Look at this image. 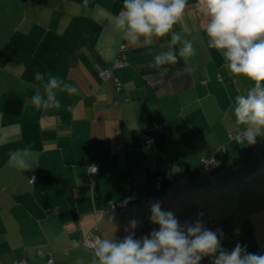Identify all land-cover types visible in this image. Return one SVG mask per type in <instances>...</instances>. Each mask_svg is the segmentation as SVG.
Wrapping results in <instances>:
<instances>
[{
  "label": "crops",
  "instance_id": "crops-1",
  "mask_svg": "<svg viewBox=\"0 0 264 264\" xmlns=\"http://www.w3.org/2000/svg\"><path fill=\"white\" fill-rule=\"evenodd\" d=\"M122 7L123 0H0V136L9 141L0 145V264H91L92 250L63 249L93 227L108 239L149 235L159 228L150 221L156 201L182 227L198 220L201 205L222 229V249L239 243L264 254V136L255 144L230 136L244 127L236 123L234 97L254 82L230 75L220 52L208 47L199 0H188L182 24L172 29L193 42L191 74L182 71L183 58L163 66L164 75L150 67L171 33L150 46L129 44L111 21ZM122 44V66L101 80ZM49 71L78 94L57 91L59 109L37 110L34 73ZM152 121L164 127L152 132L156 151L140 140ZM26 147L32 168L9 166V152ZM208 157L215 166L196 171ZM92 161L99 168L89 177ZM109 205L115 210L106 212ZM129 205L135 210L118 211Z\"/></svg>",
  "mask_w": 264,
  "mask_h": 264
},
{
  "label": "clouds",
  "instance_id": "clouds-1",
  "mask_svg": "<svg viewBox=\"0 0 264 264\" xmlns=\"http://www.w3.org/2000/svg\"><path fill=\"white\" fill-rule=\"evenodd\" d=\"M187 3L188 0H123L122 10L111 21L121 38L131 45L150 46L154 37L171 33L167 50L156 54L150 67L164 75L168 68L163 66L183 58L182 71L191 74L196 70L188 63L196 54L193 42L172 31L174 25L182 24ZM199 11L207 18L204 31L208 47L220 52L230 75H243L254 82L246 94L234 97L232 108L236 123L244 126L234 138L239 143L255 144L258 136H264V0H199ZM176 45H180L178 54ZM34 79L41 85L31 98L37 110L59 109L57 91L78 94L77 87L51 71L36 72ZM8 142L6 136H0V145ZM28 156L27 147L10 151L7 164L22 171L31 169ZM91 171H97L96 167L91 166ZM150 211V221L159 225L158 230L154 228L142 239H135L134 232L122 240L96 237L90 242L91 264H200L206 256L212 258L211 264H264V254L249 253L239 243L230 252L222 249L223 234L218 236L199 220L182 227L175 214L163 210L159 201L150 202ZM129 226L135 229L137 221H130ZM76 264L83 261L78 258Z\"/></svg>",
  "mask_w": 264,
  "mask_h": 264
},
{
  "label": "trees",
  "instance_id": "trees-1",
  "mask_svg": "<svg viewBox=\"0 0 264 264\" xmlns=\"http://www.w3.org/2000/svg\"><path fill=\"white\" fill-rule=\"evenodd\" d=\"M123 46H124V48L126 49V47H125V45L124 44H122ZM125 49L122 51V52H117V56H116V58H114V60L113 61H111V63H109L108 65H106L105 66V68L104 69H102L98 74H99V76H100V78H101V80H105L108 76H110L112 73H113V70L114 69H116V68H120L121 66H122V61H121V59L123 58V53H125L124 51H125ZM105 70H107L108 71V75L107 76H103L102 75V72L103 71H105ZM115 85H116V88L118 89V88H120V84L117 82V80H116V78H115ZM93 93L94 92H97V90L98 89H95L94 87H92L91 89H90ZM99 91V90H98ZM154 122H156V121H152V122H150L141 132H140V140H141V144L143 145V146H145V147H148V148H150L152 151H156V146H155V142H154V138H153V146H151V145H148V143L146 142V140H145V138H144V135L146 134V135H149V136H152L153 137V134H152V132H157L156 130H154V129H150V126L154 123ZM158 123V122H157ZM236 131H238V130H236ZM235 132V131H234ZM233 133V132H232ZM91 163H97L98 164V168H99V163L97 162V161H92ZM90 163V164H91ZM90 164H89V166H90ZM89 166L87 167V174H88V176L89 177H92V176H94L95 174H96V172H94V173H89ZM97 168V169H98ZM213 168V167H212ZM212 168H210L209 170H207V171H199L198 170V166L195 168L196 169V171H198L199 173H201V174H206L207 172H209ZM179 180H181V179H179ZM110 206V205H109ZM108 206V207H109ZM107 207V208H108ZM126 207H133V209L132 210H129L127 213H129V212H132V211H134L135 210V206H133V205H129V206H126ZM115 208V207H114ZM125 208V207H124ZM123 208H121V209H119L118 211L120 212V213H122V214H124V215H126L127 213H123V212H121V210H122ZM106 210V209H105ZM113 210H115V209H113ZM108 211H111V210H108ZM198 211H202L203 212V214L201 215V217H197V212ZM107 212V211H106ZM195 217L198 219V220H204V221H206V222H208L210 225H211V230L214 232V230L216 229V228H218L219 229V231L218 232H216L217 233V235L218 234H220L221 232H222V229H221V227L219 226V224H218V222L216 221V219L212 216V215H210L208 212H207V210L203 207V206H201V205H197V209H196V213H195ZM91 230L93 231V233H94V235L95 236H97V237H100L99 235H98V233L96 232V230H97V228L96 227H93V228H91ZM91 230H89V231H91ZM236 230V229H235ZM238 230V229H237ZM88 231V232H89ZM88 234V233H87ZM87 234H86V236H87ZM238 235H239V230H238V232L235 234L234 233V231L232 232V235H231V240H236L237 239V237H238ZM139 236H142V237H144V235H139ZM85 239V238H84ZM79 247H85V248H88V249H90V250H92L91 248H89V247H87L85 244H84V240H82V241H75V242H72L71 244H69V246L67 247V248H64L63 249V252H64V254L66 253V252H68V249H76V248H79ZM37 254L38 255H40L41 253L40 252H37ZM49 261H51L50 262V264H52V259L51 258H49L48 260H47V264H49ZM12 264H26V260H21V261H15V262H13Z\"/></svg>",
  "mask_w": 264,
  "mask_h": 264
},
{
  "label": "built area",
  "instance_id": "built-area-1",
  "mask_svg": "<svg viewBox=\"0 0 264 264\" xmlns=\"http://www.w3.org/2000/svg\"><path fill=\"white\" fill-rule=\"evenodd\" d=\"M124 49H125L124 46H123V45H120V46H119V49H118V52L120 53V52H122ZM102 75H103L104 77L107 76V75H108V71H107V70L103 71V72H102ZM150 129H154V130H156L157 132H163L164 127H163V124H161V123H157V122H154V123L150 126ZM236 132H237V131L231 133V135H230L231 138L235 139V138H234V135H235ZM144 138H145L146 142L148 143V145L153 146V137H152V136H149V135H146V134H145V135H144ZM235 140H236V139H235ZM215 164H216V161H215V159H214L213 157L203 158V159L201 160L200 165L198 166V170H199V171H207V170H209L210 168L214 167ZM91 166H95L96 169H97V168H98V164H97V163H91V164H90V166H89V173L92 174V173H94V172L91 171ZM95 172H96V171H95ZM113 209H115L114 206H113V205H110L108 208H106L105 211L113 210ZM132 209H133V207H125V208H123V209L121 210V212H123V213H127L129 210H132ZM202 214H203L202 211H198V212H197V217H198V218L201 217ZM218 231H219L218 228H216V229L214 230V232H218ZM237 232H238V230H234V233H235V234H236ZM96 237H97V236L94 235V233H93L92 230L89 231L88 234H87V236H86L85 239H84V244H85L87 247L91 248V247H90V242H91L93 239H95ZM142 238H143L142 236H138L136 239H142ZM50 262H51V261H49V264H50Z\"/></svg>",
  "mask_w": 264,
  "mask_h": 264
},
{
  "label": "rangeland",
  "instance_id": "rangeland-1",
  "mask_svg": "<svg viewBox=\"0 0 264 264\" xmlns=\"http://www.w3.org/2000/svg\"><path fill=\"white\" fill-rule=\"evenodd\" d=\"M200 163H201V160H200ZM200 163H198V164H197V166H199V165H200ZM197 166H196V167H197Z\"/></svg>",
  "mask_w": 264,
  "mask_h": 264
}]
</instances>
